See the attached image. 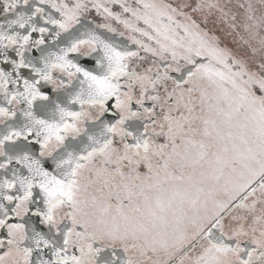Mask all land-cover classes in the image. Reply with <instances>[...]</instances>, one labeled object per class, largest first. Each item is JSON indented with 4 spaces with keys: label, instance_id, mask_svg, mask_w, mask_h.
<instances>
[{
    "label": "snow or ice",
    "instance_id": "6c2138e0",
    "mask_svg": "<svg viewBox=\"0 0 264 264\" xmlns=\"http://www.w3.org/2000/svg\"><path fill=\"white\" fill-rule=\"evenodd\" d=\"M0 264H264V0H0Z\"/></svg>",
    "mask_w": 264,
    "mask_h": 264
}]
</instances>
